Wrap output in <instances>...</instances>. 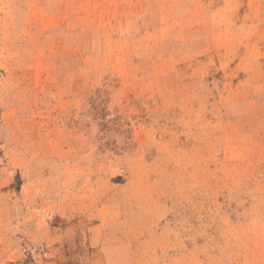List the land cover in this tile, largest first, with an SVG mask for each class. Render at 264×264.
Wrapping results in <instances>:
<instances>
[{"label": "rangeland", "instance_id": "374dc122", "mask_svg": "<svg viewBox=\"0 0 264 264\" xmlns=\"http://www.w3.org/2000/svg\"><path fill=\"white\" fill-rule=\"evenodd\" d=\"M0 264H264V0H0Z\"/></svg>", "mask_w": 264, "mask_h": 264}]
</instances>
